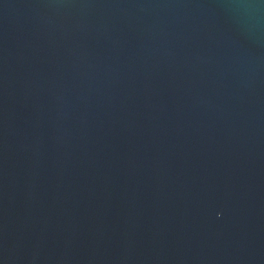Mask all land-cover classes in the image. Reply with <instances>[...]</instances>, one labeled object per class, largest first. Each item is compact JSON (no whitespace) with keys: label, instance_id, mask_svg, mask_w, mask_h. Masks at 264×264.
<instances>
[{"label":"water","instance_id":"water-1","mask_svg":"<svg viewBox=\"0 0 264 264\" xmlns=\"http://www.w3.org/2000/svg\"><path fill=\"white\" fill-rule=\"evenodd\" d=\"M0 264H264V0H0Z\"/></svg>","mask_w":264,"mask_h":264}]
</instances>
